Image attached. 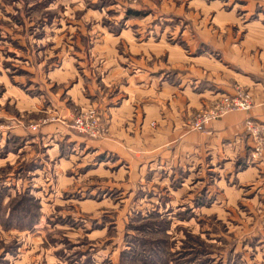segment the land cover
<instances>
[{"label":"rangeland","instance_id":"1","mask_svg":"<svg viewBox=\"0 0 264 264\" xmlns=\"http://www.w3.org/2000/svg\"><path fill=\"white\" fill-rule=\"evenodd\" d=\"M249 1L255 0H0V192L6 187L0 264H135L132 257L122 260L138 232L129 225L148 223L154 212L166 229L149 225L141 236L147 247L155 240L160 254L173 252L170 264H188L192 252L200 259L190 264H264V167L237 177L238 167L226 161L206 166L188 158L180 166L178 155L175 174L168 155L158 158L140 146L120 151L123 157L103 152L98 144L109 136V119L104 107L88 100L115 89L136 95L137 88H126L138 67L134 60L144 50L154 55L168 47L157 45L163 36L180 45L178 34L204 40V34H221L231 53L237 45L247 57L251 79L264 85V38L249 47L244 42L250 30L264 34V8L260 15L247 13ZM218 61L217 70L233 83L227 94L250 93L242 82L248 74L229 71L225 57ZM219 99L194 108L187 129L196 131L194 118ZM255 106L243 111L244 124L250 118L263 126L252 115ZM90 109L106 129L102 138L72 127ZM243 138L250 140L246 133ZM250 149L251 159L235 166L264 161ZM26 190L34 200L21 207L25 218L10 226L6 214Z\"/></svg>","mask_w":264,"mask_h":264},{"label":"crops","instance_id":"2","mask_svg":"<svg viewBox=\"0 0 264 264\" xmlns=\"http://www.w3.org/2000/svg\"><path fill=\"white\" fill-rule=\"evenodd\" d=\"M245 7L243 10L247 13L255 12L260 15L263 13L259 8H264V3L249 1ZM249 33L245 37V47H249L252 41L256 43V40L264 38V34H253L251 30ZM178 35L181 39L180 45L167 43L163 36L157 45L159 47L167 45L168 47L164 46L165 51L164 47L158 48L157 52L154 51V55H151L150 51L144 50L143 54L139 53L138 60L133 59L138 67L135 73L130 72L126 88L131 86L137 88L136 95L131 96L125 90L115 89L103 98L97 90V94L92 93L88 97L91 104L104 107L105 117L109 119V136L98 144L99 148L103 152L110 151L122 156L120 151L129 150L133 144L136 147L140 146L143 152H151L152 156H158V158L168 155L171 163L176 162L172 165L175 174L178 170L175 168L178 155L181 159L180 166H182L181 162L188 158L190 161H200V164L203 163L206 166L214 165L216 161H226L238 167L237 177H240L239 174L253 173L263 169L264 161H258L254 166L248 165L246 169H240V165L235 166L240 159L242 162L251 159L249 152L254 145L251 140L246 141L243 138L244 121L247 117L245 112H231L213 121L202 131H191L186 127L194 108L206 105L211 98L222 97L234 90L230 78L217 70L218 63L222 64L218 59L222 60L225 57L231 61L229 71L234 74L240 77L244 76L241 74L243 71L248 74L244 76L247 79L246 82H242L251 88L250 93L256 103L252 115L264 126L263 81L258 83L254 81L253 73L247 71L252 68L249 66L251 63L248 62L247 57L244 58L241 55L237 45L231 48L233 51L231 53L228 46L223 43L221 34L212 36L204 34L205 40L199 34L196 37L190 34ZM219 54L223 57L216 59ZM161 55L166 58L161 59ZM155 58L157 60L153 61ZM133 63V61L129 63V68H133L130 66ZM186 63L190 65L187 66ZM190 78L195 80L192 81ZM112 84L111 82L105 87H110ZM260 84L263 88L258 86ZM119 94L124 97H120ZM127 102H131V111L128 109ZM162 152L166 153L162 154ZM188 176H190L189 172Z\"/></svg>","mask_w":264,"mask_h":264},{"label":"built area","instance_id":"3","mask_svg":"<svg viewBox=\"0 0 264 264\" xmlns=\"http://www.w3.org/2000/svg\"><path fill=\"white\" fill-rule=\"evenodd\" d=\"M255 1L264 3V0ZM254 106L253 96L238 88L235 94H225L220 97L218 104L213 108L200 112L192 122V129L202 131L213 121L221 119L231 112L250 111ZM72 127L80 134L93 139L102 138L106 134V129L102 127L101 117L96 109L87 110L77 116L73 120ZM245 133L254 144L252 147L253 158L264 159V126L249 118L245 122Z\"/></svg>","mask_w":264,"mask_h":264},{"label":"trees","instance_id":"4","mask_svg":"<svg viewBox=\"0 0 264 264\" xmlns=\"http://www.w3.org/2000/svg\"><path fill=\"white\" fill-rule=\"evenodd\" d=\"M5 189H6V187L0 192V202L2 200V197H4V195H5L4 194ZM20 198L21 199L16 201L15 204L12 205V208H10L8 210V213L6 214L9 217L7 220V224H10V226L12 225L11 223L13 222L12 219L19 222L25 218V216L22 215V213H23L22 210L26 209L25 206H26L27 202H30V200H34V198L30 195L29 190H26L25 193H23L20 196ZM21 207H23L24 209ZM157 214H158V212L151 213L150 216L152 215L153 217L151 219L148 218L146 220L148 223L142 224L141 226H136V223H134V222L130 223L129 228H132V230H138V232L136 235L132 236L131 241H128V244H130L132 247H131V250L123 252L124 256L122 257V260L124 258L130 260L128 257H132L131 258L133 260L132 262H134L135 264H138V263H143V264H170L174 261V258L172 257L174 255L173 252L169 253V257L162 255V254H160V246H158L155 243V240H151V244H154L153 246L150 245L149 247H147L149 241L145 237L141 236L142 232H146V230H148L147 227L149 225H151L152 229H154L156 232H159V230H160L159 227H161V230H163V228H165V226H164L166 224V222H164L165 220L156 222V220H155L156 218L154 215H157ZM34 222L35 221L32 219L29 220V222H28L29 229L33 228ZM5 229L8 230L10 228L5 227ZM190 254H193V256L191 258H189V260L187 261L188 264L195 261V259H200L197 257L196 253L192 252ZM208 261L209 260H207V259H203V260H201V264H205V263L207 264ZM176 264H177V262H176Z\"/></svg>","mask_w":264,"mask_h":264}]
</instances>
